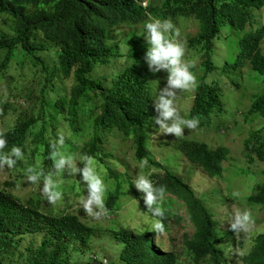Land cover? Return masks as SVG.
Here are the masks:
<instances>
[{
    "label": "trees",
    "instance_id": "16d2710c",
    "mask_svg": "<svg viewBox=\"0 0 264 264\" xmlns=\"http://www.w3.org/2000/svg\"><path fill=\"white\" fill-rule=\"evenodd\" d=\"M145 1L0 0V18L9 17L12 21L10 27L13 28L12 34L0 35V84L13 67L19 51L35 67H43L47 74L43 90L55 79L63 81L73 77L75 84L70 96L58 99L53 107V101L45 103L41 114H45L48 108H56L62 114H69L72 122L82 116L92 124L95 135L81 150L82 156L96 157V140H102L103 132L111 127H119L133 138L137 159L147 157L163 167L161 162L154 161L147 154V125L150 117L155 115L148 76L121 67L120 71L95 77L98 68L123 57L117 39L123 26L135 28L153 17L171 19L174 24L182 19L194 22L199 31L191 38L189 46L202 54L208 72L217 69L215 41L220 38L223 28L230 26L246 32L239 42L233 66L241 69L250 65L264 82V26L246 31L253 24L256 12L264 9V0H149L143 6ZM129 36L132 38L128 41L129 45H141L140 40L135 39V32ZM52 51H55L56 59L49 57V62L57 66L56 75L40 56L46 55L47 58ZM219 96L218 88L203 80L197 90L192 117L198 116L211 124V114L220 104ZM250 114L260 116L263 123L247 139L246 147L251 149L255 144L257 156L264 161V91L253 102ZM8 115V107L0 109L1 120ZM37 126L36 119L20 122L6 135L8 145L4 152H9L13 146H20L26 153L25 143ZM45 146L48 155L50 143L46 142ZM177 147L211 177L222 173V162L230 152L225 145L212 147L197 140H183ZM151 180L157 186L166 187L162 202L163 222L167 224L169 208L176 197L186 206L194 231L185 235L182 252L175 249L163 252L153 245V232L121 229L114 233L122 247L120 261L123 264H229L226 248L222 245L226 235L219 230V221L214 213L198 198L190 184L170 170L155 173ZM121 193L118 188L109 194L108 209L114 210ZM249 201L264 206V183L256 186ZM144 209L148 212L145 204ZM29 234H42L44 240L25 264H67L65 255L71 248L82 250L95 237L93 228L78 216L65 212L46 213L42 210L40 198L24 202L14 193L0 188V264H8L5 257L15 256V249ZM182 253L183 257L180 256ZM241 258L244 264H264V232L255 236L252 248ZM85 264L102 263L89 259Z\"/></svg>",
    "mask_w": 264,
    "mask_h": 264
},
{
    "label": "rangeland",
    "instance_id": "374dc122",
    "mask_svg": "<svg viewBox=\"0 0 264 264\" xmlns=\"http://www.w3.org/2000/svg\"><path fill=\"white\" fill-rule=\"evenodd\" d=\"M148 2L149 0H146L143 6H146ZM11 22L9 17L0 18V35L13 33V28L10 27ZM144 24L135 28L121 27L117 39L120 42L123 57L112 61L108 66L98 68L95 77H103L110 72L120 71L121 67L142 72L148 76V83L150 82L149 85L152 86L150 97L153 102L158 91L166 85L167 72L161 71L153 74L144 61L149 47L145 39ZM175 25L180 29V39L186 46L185 58L196 61L195 67L191 70L196 75L197 86L181 92L176 101L181 115L188 119L192 118L197 90L203 80L209 82L212 87L218 88L220 104L211 114V124H207L205 119L200 120L196 129L186 128L181 138L159 134V125L153 127L149 121L147 154L154 161L161 162L163 167H159L147 157L137 159L133 138L127 136L119 127H111L104 131L102 140L98 142L96 140L98 152L95 157L98 170L108 186L105 199L106 212L100 219L87 216L80 207L79 199L87 195V190L80 184L79 174L65 173L57 178L62 182L63 198L56 205H50L41 197L42 184H29L25 179V170L28 167L36 166L45 174L51 169L52 161L48 159L45 143L51 144L55 141L60 130L66 134L65 145L61 151L64 154L73 155L77 166L83 167L79 158L82 156L81 150L85 144L90 142L95 135L92 124L87 123L82 116L72 122L69 114H62L56 108H48L45 114H41L45 103L53 101V107L58 99L70 96V91L75 84L74 78L63 81L55 79L43 90L47 79L43 67L41 65L35 67L34 63L19 51L14 58L13 67L0 84V109L9 108V115L0 119V131L6 135L10 134L20 122L26 123L32 119H36L38 124L32 129L25 143L27 152L24 153V159L19 160L13 169H0V188L14 193L24 202L32 198H40L42 210L46 213L65 212L76 215L92 227L95 233L94 239L82 250L71 248L70 252L65 255L67 264H85L89 259L101 261L102 264H123L119 259L122 247L114 234L121 229L153 232L152 243L163 252L174 249L179 252L184 250L185 235H190L194 231L186 206L183 201L174 197L169 208L170 217L167 224L164 223L168 230L165 228L163 233L156 234L152 228L154 218L144 209V194L132 185L140 172L151 173V179L155 173L170 170L181 175L190 184L198 198L214 213V217L219 221V230L226 235L222 245L226 248L229 264H244L241 256L252 248L255 236L264 232V206L249 201V196L256 186L264 183V161L257 156L255 144L251 149L246 147L247 139L263 123L261 117L250 114V110L255 99L263 93L264 82L262 76L250 65L241 69H235L233 66L234 59L239 52V42L246 32L237 31L230 26L223 28L220 38L215 41L214 61L217 69L208 72L202 54L193 51L189 46L191 38L198 33L199 26L197 29L194 22L186 19H182ZM261 26H264V9L256 12L253 24L248 26L246 31L256 30ZM132 32L136 34L135 39L140 40V46L129 45L128 41L132 39L129 35ZM40 56L47 61V66L53 74H58L57 66L49 62V57L56 59L55 51L50 52L47 58L46 55ZM183 140L207 142L212 147L227 146L230 152L227 159L222 162V173L211 177L191 161L177 147ZM144 158H147L148 165L141 168L140 163ZM118 188L122 193L114 210L111 211L107 206L108 196L116 192ZM234 193L238 195L234 196ZM169 195L171 194L166 196ZM243 209L252 211L255 223L249 233L235 235L229 230L230 218L234 211ZM43 240L44 235L42 234L27 235L15 249V256L5 257L6 262L25 264L33 252L42 245ZM180 256L183 257L184 253Z\"/></svg>",
    "mask_w": 264,
    "mask_h": 264
},
{
    "label": "clouds",
    "instance_id": "9594fccd",
    "mask_svg": "<svg viewBox=\"0 0 264 264\" xmlns=\"http://www.w3.org/2000/svg\"><path fill=\"white\" fill-rule=\"evenodd\" d=\"M145 39L149 45L144 61L151 73L161 71L167 72L166 85L158 91L153 100V107L156 115L150 117L152 126L159 125V134L174 135L176 138L184 136V130H194L199 126V117L185 118L181 115L176 101L179 94L194 89L197 86V78L191 69L196 65L195 60L186 59V46L180 39L181 32L171 19L150 18L144 24ZM159 82V81H158ZM66 134L63 130L57 133V139L50 144L48 159L52 161L51 169L45 174L36 166L28 167L25 170V179L29 184H42L40 195L50 205H56L63 198L61 181L57 179L62 174L77 175L79 181L86 190L87 195L79 199L80 207L84 213L95 219H100L105 214V199L108 186L100 174L94 156L83 155L79 167L71 154H64L61 149L65 145ZM8 141L6 134L0 131V169L15 168L17 161L24 159V152L20 146H13L9 152H4ZM148 165L147 158H144L140 167ZM151 173L140 172L133 180L132 185L143 193L144 204L148 212L154 218L152 225L156 234L163 233L165 225L163 222L164 209L162 202L165 199L166 187L157 186L150 179ZM234 196L238 193H234ZM255 221L250 209L236 210L230 218V229L235 233L247 234L251 231ZM243 253H241L242 255Z\"/></svg>",
    "mask_w": 264,
    "mask_h": 264
}]
</instances>
